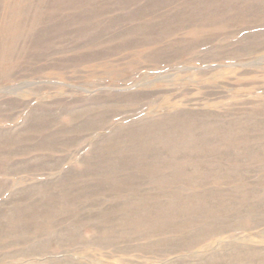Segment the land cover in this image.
I'll use <instances>...</instances> for the list:
<instances>
[{
  "label": "rangeland",
  "instance_id": "obj_1",
  "mask_svg": "<svg viewBox=\"0 0 264 264\" xmlns=\"http://www.w3.org/2000/svg\"><path fill=\"white\" fill-rule=\"evenodd\" d=\"M178 112L205 114L179 120L200 121L201 128L178 127L156 139L151 147L160 154L150 155L149 147L142 163L102 142L117 127ZM46 113L56 123L38 134L70 129L73 144L58 145L61 151H38L32 139L0 146V264H202L214 254L227 261L235 246L264 249V0H0V133L27 123L38 128ZM86 121L93 123L82 130ZM125 140L115 146L130 149ZM55 163L60 170H49ZM69 167L93 174L61 172ZM84 183L111 190L92 197L103 205H69L57 196ZM48 193L55 201L35 203ZM31 205L53 206L57 217L31 230L19 225L21 233L11 228L19 209ZM126 205L172 214L146 220L171 231L85 235L116 242L111 246L54 237L79 214L100 219L107 207ZM210 227L215 232L198 245L179 242L180 228ZM149 240L156 246L147 248Z\"/></svg>",
  "mask_w": 264,
  "mask_h": 264
},
{
  "label": "bare ground",
  "instance_id": "obj_2",
  "mask_svg": "<svg viewBox=\"0 0 264 264\" xmlns=\"http://www.w3.org/2000/svg\"><path fill=\"white\" fill-rule=\"evenodd\" d=\"M121 102H123V101H121ZM200 114L201 113H181V112H178L175 115L165 116V118H162V119H155V120L146 119L145 122H142L140 124H137V123H135L133 121L134 123L132 122L131 124H129L127 126L117 127L107 138L102 139L103 140L102 142L104 143L107 140L109 141V143L106 144L108 146L107 149L113 147V148H115V150H118V152L123 151V153H121V154L118 153V155L119 154L120 155H122V154L125 155V157H123V158H126L128 162L137 163V161H138V163H139V161H141V163H142V161L144 160V157H145L144 156V152L147 151L146 150L147 148L153 146L152 144H154V143H152V142H154L156 139H158V140H166L167 137L175 134V129L178 128V127H189V126L198 127L199 126L201 128L200 125L203 124V123L200 122V121L193 120L191 122V124L190 123H183V122L181 123L180 122L182 120H187V119H191V118L192 119L193 118L197 119ZM40 116H42V118H38V119L41 121V125H39L38 128H37V126L33 125L32 123H27L25 125V127H21L20 126V128L17 127V128H14V129H12L11 131H8V132H1L0 133V140L3 138L6 141H2L4 143H2L0 141V146L1 147L3 146L2 148L5 147V149L8 146V149H10L9 148L10 145H12V144L14 145L15 144L14 140H16V141H19V140H22V141L27 140L28 141L29 140L30 141L32 139L33 140L32 143H34V141L36 142L37 145H35V148L38 151L39 150H41V151L42 150L61 151V150H59L57 148L58 145H61V146H63V145L64 146L65 145L68 146L69 145V147H70V144H73V142H72L73 140L69 139V135H72V134H70V132H71L70 129L66 130L65 128H59V129H56V130H52L51 132H48V133L45 132L42 135L41 134L39 135L38 133H40L42 130L47 131V130L51 129V127H53L55 125V123H56V121H55L56 119L51 114L46 113L44 115L41 114ZM202 116H205V114H201L200 117H202ZM29 118H36V117L34 115H31ZM94 118L96 119V122H99V120L96 118L95 115H94ZM129 118H133V117H129ZM105 119L106 118L104 116L100 117L101 121H103ZM91 120H93V119H91ZM124 120H128V118L124 119ZM89 122L93 123V121H89ZM89 122L84 124L81 127V129L83 130L84 127H88L89 125H87V124H89ZM175 122H176V125H174ZM90 125H91V123H90ZM260 126H263V125H260ZM253 129L254 128H252L251 130H253ZM185 130L186 129H184L183 132ZM152 131H157V133L154 136H152V133H151ZM29 132H34V134L36 136H33V135L30 136L28 134ZM37 135H39L40 137H38ZM117 138L119 140H121V141H122V138L127 139V140H125L124 143H128V144L129 143H133V144H129V145H131L130 146L131 148L130 149H124V148L118 147V145L115 146V144H117V143L114 140L117 139ZM151 138H153V141L151 140ZM164 138H166V139H164ZM180 138H181V135H180ZM237 138H241V137H237ZM248 139H251V137L248 138ZM136 142H138V143H136ZM6 143H8V144H6ZM23 144H25V143H23ZM104 145H103V147H100V148L98 147V149H101V152L104 151V149H105ZM144 146H147V147H144ZM96 148H97V146L94 147L93 150H91V152L92 151L95 152ZM129 150H131L134 153L135 152L138 153V155H130L129 154V152H130ZM149 151L150 152L152 151L151 153L149 152L150 155H154V154H158L159 155L160 154V152L158 153V151L154 150L153 147L149 148ZM12 152L13 151H9V153H12ZM22 152H24V151H22ZM45 157L35 156L34 158H35V160H43ZM136 157L138 159H136ZM46 158H48V157H46ZM113 158H114V156H113ZM85 161H86V159L83 160V164L85 163ZM120 161L123 162L124 160H120ZM53 166L54 167L52 169H49L48 168L49 166H48L47 170L48 169L49 170H53V171L60 170V168L56 165V163ZM97 168H99V167H97ZM26 169H29L28 171L31 170L29 167H26ZM41 170H44V169H41ZM95 170H94V172H95ZM137 171H138V169H137ZM61 172L65 173V174L74 173V175L73 174L72 175L75 176V177H87L88 176V178H91L90 176L93 174L92 171L89 172V171H86L84 169L82 170L81 168H76V167H74V168L69 167L65 171H64V169H62ZM185 173H186V175L189 174V170L186 169ZM84 179L86 180V178H83V181H84ZM72 185L70 184V185L65 186L64 189L62 191H59L58 194H57V196L59 195L58 196L59 199L66 201V203L69 204V205H77V204L79 205V202L83 201L84 203H88L89 202L87 204V206L97 207V206L103 205V203H105V202H104V200H93L92 197L96 198V197H99V195H103V193L106 192V191H111V190H109V188L102 187L101 186L102 184L101 185H98V184L90 185V184H85L84 183L83 185H81V186L79 185V187H75V188H74L75 185L74 186H72ZM204 185H207V183H205ZM123 187H125V186H123ZM72 188H74V189H72ZM86 189L89 190V191H87ZM91 191H93V194H92L91 198L86 200V198H87L86 193H89ZM64 194H66V195H64ZM48 195L52 196V197L51 198L50 197H43L42 199H39L35 203L37 205H39L40 203L44 204L45 202H48V201H55V199H56L55 198V196H56L55 193L54 194L53 193L52 194L48 193L47 196ZM93 195H95V196H93ZM208 195L211 196V193L207 194V196ZM207 196H204V197L200 196V197L204 198V200L206 201L207 200ZM96 199H98V198H96ZM37 205H34V206L31 205V207H28V209L27 208H23V210L19 209V211H22V213H19V214L16 215L15 218H12V222H10L11 228L17 229V228H19L18 226L20 225V227H25L26 230L28 228H30V230H31L32 229L30 227L31 225H34V224L35 225L36 224H38V225L42 224L43 225V224L47 223V219L53 218L55 216L57 217V215L54 214L55 212L53 210H55V208L53 206L52 207L50 206L48 208V207H39ZM221 205H223V203H221ZM45 206H48V205H45ZM119 208H118V206L107 207L105 209V212H103V214L101 215L100 219H99L98 215L89 214V213H87L86 216L84 215L83 218H85V219H83L81 217L82 215L80 216V214H79L78 215L79 219L77 218L78 219L77 221H75V222L73 221L74 222L72 224L73 226L62 230V232H58V233L54 234V237H56V240H60V237L65 233V234L73 235V236H71V238H68L69 241H71V240L72 241L73 240H83V241L85 240V241H87L88 239H85L87 237L85 235H88L89 229H91L93 231V233L94 232L95 233H100L101 235L102 234H104V235L105 234H115V233H123L125 235V234H128V232L129 233H133V234H137V233H142V232L147 231L145 233V235L148 234L147 235L148 238H152V237H154L156 235H164V234L168 233L169 231H171V230H169L170 228H166V229L160 228V226H158V224H155V225L151 224V226H149V224L146 222V220H149L148 218L151 217V216H149V215H151V213L152 214H156V215H158V217L163 218V219L164 218H168V217L172 218L171 217L172 214L168 215L167 214L168 212L165 213V212L161 211L160 209L158 210L156 208H150V207L149 208H142V206L138 210L137 209H132L131 210V208H128L127 205L122 207L121 209H119ZM16 210H17V208H16ZM143 212L146 213L148 216H143V214H142ZM77 213L78 212L74 211V215H76ZM0 215H2V214L0 213ZM60 215H58V216L60 217ZM66 217H64V218H66ZM214 217H215V215H214ZM151 218H153V217H151ZM62 219H60V221ZM85 220H87L89 222H86ZM94 220H101V221H103V224L100 223L101 221L98 222V223H92V221H94ZM150 221H152V220H150ZM107 224H110V225L106 226ZM5 225L8 226L7 224H5ZM44 226L46 227V225H44ZM128 226L132 227L131 231L126 230L127 228H125V227H128ZM45 227H43V228H45ZM118 227L121 228V230H118L119 229ZM166 227H168V226H166ZM143 228L145 229V231L142 230ZM20 229L21 228H19V231H20ZM231 229H233V228H231ZM180 230H181V234H182L183 237H181V240L179 242L183 243V242L186 241L187 238H189V240H190L189 242L183 243V245L186 244L188 248L189 247H193L194 245H198L200 243V241L203 240V238L206 235L210 234L211 232H215L214 227L213 228L210 227V229H205V230H202V231H198L197 230V232H194V233L191 232L192 230L186 231L187 233L185 232V230H182L181 228H180ZM12 231H15V230L12 229ZM17 232H18V230H17ZM11 233L9 232V235ZM14 233L15 232H13V234ZM19 233H21V231ZM13 234H11L10 236H12ZM22 234H23V232H22ZM24 234H27V233H24ZM106 240H109V239L108 238L105 239V237H103L102 239H99V241L101 243H104V244L106 243L105 245H110L111 246L113 243L114 244L116 243V242L111 243L110 240L107 243ZM87 242L89 244L92 243L95 246H103V245H101V243H98V240H95V239L89 240ZM145 245H146L147 248H151V247L156 246V243H153V240H149L147 242V244H145ZM182 247L184 248V246H182ZM182 247H179V248H182ZM185 249H187V248H185ZM234 250H237L238 253L234 257L231 255L232 257L228 258L227 261H225L224 259L223 260H218L217 257H219V256L214 254V255L211 256L212 259L206 260V262H203L202 264H243V262H244L243 260L244 259L248 260V259H251V258H261V257H263L262 258L263 261L260 262V263L264 264V249H251V250L246 251V249L242 250L239 246H235ZM91 253H92V255H94L93 252H91ZM248 264H250V263H248ZM252 264H254V263H252Z\"/></svg>",
  "mask_w": 264,
  "mask_h": 264
}]
</instances>
